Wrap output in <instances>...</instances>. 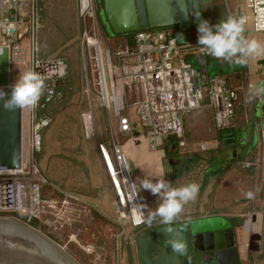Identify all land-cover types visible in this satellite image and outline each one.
I'll use <instances>...</instances> for the list:
<instances>
[{"label":"built area","instance_id":"built-area-1","mask_svg":"<svg viewBox=\"0 0 264 264\" xmlns=\"http://www.w3.org/2000/svg\"><path fill=\"white\" fill-rule=\"evenodd\" d=\"M77 15L91 31L96 26L98 0H76ZM252 14V27L264 33V0H245ZM37 0H0V48L9 51L10 64L35 70L45 80L44 95L35 109H22V128L26 127L27 149L17 169H0V215L17 216L30 224L60 236L90 206L82 195L60 192L47 194L50 186L35 155L42 149L43 131L52 121L37 110L57 95V88L67 75V64L58 58L38 57L37 35L43 27L36 11ZM87 29V28H86ZM87 30L82 40L87 51L92 92L98 107L111 113L121 134L142 129L148 147L160 148L168 138L177 147L187 149L184 117L207 97L218 130H231L237 90L226 78L203 79L200 70L187 63L183 55L192 53L201 58L212 57L198 47V42L178 41L171 30L149 29L132 33L129 41L107 46ZM202 86L206 87L203 92ZM24 125V126H23ZM136 125V126H135ZM87 137L94 135L91 113L84 116ZM105 173L110 181L120 218L135 228L146 221L133 171L118 145L100 141L97 145ZM205 150L206 146H202ZM112 167V173L106 165ZM68 241H73L71 237Z\"/></svg>","mask_w":264,"mask_h":264},{"label":"rangeland","instance_id":"rangeland-1","mask_svg":"<svg viewBox=\"0 0 264 264\" xmlns=\"http://www.w3.org/2000/svg\"><path fill=\"white\" fill-rule=\"evenodd\" d=\"M42 1H44V9L50 13L52 18L56 11H64L65 9L60 4V0ZM66 4L71 11V20H69L71 21V29L76 34L68 43L50 53L48 58L63 57L75 64L76 74L72 75L71 73L70 75L73 76L76 84L74 88L70 89L68 97L59 96L60 99L49 107L53 122L43 135L42 149L37 156V161L50 179L47 194L57 195L61 189L85 191V197L89 200L90 206L87 212L81 215L73 225L65 228L60 236L51 234V231L47 229H40L38 226L33 227L50 238L52 237L81 264H133L135 262L140 264L136 240L138 236L144 234V230L139 227L135 228L128 220L120 218L121 207L116 203L97 145L100 141H108L110 146L118 145L120 151L126 155L133 172L136 166L135 154L144 145L153 153L150 154L152 160L157 161L159 159L154 178H152L153 182L163 175L166 181H169L173 187H177L178 184L175 181L179 178L175 176L184 173L185 170V168H181L182 160L180 158L191 159L189 157H192L194 159L199 154L206 157V153L222 150L219 144L218 129L214 123L213 110L207 98L204 97L200 105L184 117L185 139L188 144L185 150L174 146L176 142L173 138H168L156 151L150 150L142 129L138 126L133 129L131 134H121L117 129L116 119L111 113L98 107L92 92H86V89L91 86V74L82 33L84 30L88 31L89 28L87 26L86 29L83 26L77 15V1L68 0ZM100 8L101 6L97 5V13ZM95 22L96 26L88 32L107 46L119 45L129 41V39L108 40L98 14ZM45 47V42L39 41L37 50L39 55L45 52ZM24 71H28L26 66L11 65L10 85H13L20 72ZM67 77H69V65L68 74L61 81L59 87L65 85ZM202 90L205 92L206 87L202 86ZM255 101L253 96L246 93L240 95L236 109V130L240 127L249 126V123L252 125L254 122L259 124V119L256 117ZM89 113L93 119L94 135L92 137H87L84 126V116ZM26 132L24 126L22 128V150L24 153L27 149ZM258 136L259 143L256 148L259 154L257 155L258 162L255 167V175L252 177L236 169L232 176L233 179L230 180L232 182L225 181V184H231L230 191L235 195L232 200L237 202L224 203L225 198L221 197L223 191L220 188L221 190H216L213 194L212 203L206 202L202 205L205 179L199 180L200 191L197 199L195 202L185 205L184 211L175 221L225 215L231 220L239 222L241 227L237 228L236 231L240 264H264V251L262 250L264 202L258 198L261 186L260 179L262 180L259 171L263 166L264 132L259 131ZM235 137H238L237 133ZM205 145H210L212 149L209 147L203 150L202 146ZM205 165L207 164L204 161H200L197 167L189 168V171L184 173V180L180 179L178 183L183 181L186 185L195 182L194 180L198 176L202 179L199 172L205 176ZM196 171L199 172L196 173ZM133 178L146 216L143 225L149 226L147 219L161 201L157 196L149 193L145 196L149 202L144 203V196L138 185V175L133 173ZM146 191L148 192V190ZM242 200L248 203L244 204ZM232 209L235 211H230ZM163 225L166 224L161 223L159 218H156L149 227L156 228ZM69 237L73 241L69 242Z\"/></svg>","mask_w":264,"mask_h":264},{"label":"water","instance_id":"water-1","mask_svg":"<svg viewBox=\"0 0 264 264\" xmlns=\"http://www.w3.org/2000/svg\"><path fill=\"white\" fill-rule=\"evenodd\" d=\"M103 18L114 35L180 26L194 22L200 14V0H102ZM11 64L7 48H0V90L11 94ZM6 97V98H7ZM264 105V103H263ZM223 141H234L233 130L222 132ZM22 160V110L8 112L0 102V169H17ZM133 171V168H132ZM188 222L184 231L160 227L136 240L140 264H179L187 261V234L213 256L212 264H239L232 224L224 216L200 217ZM171 235L183 241L177 253L166 243ZM229 232L230 242L223 241ZM0 264H81L46 234L19 218L0 216Z\"/></svg>","mask_w":264,"mask_h":264},{"label":"crops","instance_id":"crops-1","mask_svg":"<svg viewBox=\"0 0 264 264\" xmlns=\"http://www.w3.org/2000/svg\"><path fill=\"white\" fill-rule=\"evenodd\" d=\"M245 0H200V19L207 20L211 25H216L222 19H226L230 15L234 16H245L247 17V22L245 25V31L243 33L244 37L251 40L256 39L262 45H264V33H256L253 31L252 27V14L245 7ZM198 20L194 22H189L185 25L174 26L171 31L174 33L178 41L189 40L191 42H198V31H197ZM192 65H196V55L192 53L186 54ZM197 68V66H196ZM197 70H199L197 68ZM215 71L222 72L224 76H227L228 81L231 85H239V89L244 88L248 95L253 96L256 107V117L259 119V124L254 122V125L249 123V126L238 129V137H235L234 141L228 143L227 147L228 155L230 159H237L242 157L250 148H256L259 143V131L264 132V55L257 57H250L246 64H239L235 62V59L231 62L219 60L218 66ZM225 78V77H223ZM207 98V97H206ZM200 105V103H199ZM259 125V126H258ZM139 140V139H138ZM140 144V143H139ZM208 149L211 148L210 145H205ZM153 154L147 148H140V150L135 154V168L134 172L138 175V185L141 189L144 203L149 202L145 197L146 195L151 194L150 191L143 190L142 181L147 179L154 178V172L158 165V161L152 160L151 155ZM134 155V154H132ZM159 156V155H158ZM179 159V158H178ZM239 159L233 163L227 172L224 175L219 174V165L213 164L205 172V189L202 193V205L203 203L208 202L212 203V198L214 197L215 191L222 189L221 197L225 198L224 203L237 202L232 200L235 196L232 191H230L231 184L226 183L228 180L233 179L234 169L239 162ZM182 160L181 168H184L185 159ZM216 167V168H215ZM218 167V168H217ZM232 181H230L231 183ZM220 189V190H221ZM152 195V194H151ZM154 196V195H153ZM209 199V201H208ZM244 200H242L243 202ZM248 203L244 201V204ZM147 205V204H146ZM201 205V204H200ZM230 211H235L232 209ZM226 218L228 216L221 215ZM230 219V218H228ZM124 262V261H121ZM133 264H137L136 262Z\"/></svg>","mask_w":264,"mask_h":264},{"label":"clouds","instance_id":"clouds-1","mask_svg":"<svg viewBox=\"0 0 264 264\" xmlns=\"http://www.w3.org/2000/svg\"><path fill=\"white\" fill-rule=\"evenodd\" d=\"M196 16L198 47L201 51L218 60L231 62L235 59V62L239 64H246L250 57L264 55V45L256 39L249 40L243 35L247 17L230 15L216 25H211L209 21L200 19V14ZM45 88L43 76L35 70L20 72L17 81L11 85L10 97L0 90V102L3 109L8 112L25 108L35 109L44 95ZM142 188L150 191L161 201L147 219L149 226L156 218H159L163 224H173L184 211L185 205L195 202L200 191V185L195 182L173 187L163 175L156 178L155 182L145 178L142 181ZM138 222L145 221L141 218ZM167 231L170 235L166 243L174 252H183L185 247L183 241L171 235L173 231L171 228Z\"/></svg>","mask_w":264,"mask_h":264},{"label":"trees","instance_id":"trees-1","mask_svg":"<svg viewBox=\"0 0 264 264\" xmlns=\"http://www.w3.org/2000/svg\"><path fill=\"white\" fill-rule=\"evenodd\" d=\"M67 2H68V0H60V4H62L63 7H65V9H64V11H56L54 13V17L52 18V16L49 15L50 13L44 9V1L37 0L36 11H37V15L39 16L40 21L43 24V27L41 28V30L39 31V33L37 35V45H38L39 41L45 42V44H46L45 52L42 53L41 55L38 54V57L41 59H47L50 56V53L54 52V50L56 51L62 45L68 43L71 39H73V37L76 34L75 31H73L71 29V21H69V20H71V11H70V9L67 8V6H68V4H66ZM100 6H101V8H100L99 12L101 10H103L102 0H99V7ZM163 29L171 30L172 27L163 28ZM104 32L106 33L107 39L113 40V41H120V39H130V37L132 36V34L114 35L108 29H107V31H104ZM172 35L176 38L174 33ZM114 46H117V45H114ZM183 58L187 63H190V60L187 57V55H183ZM196 58H197L196 65L195 64L192 65L191 63L190 64L195 68L197 66V68L200 70V74H201V77L203 79L218 76V77H225L228 80L227 76H224L221 71L220 72L215 71L217 66H218V61H219L218 59H216L214 57L201 58L197 55H196ZM58 59H61L62 61H64L67 64V74H68V65H69V77H67L65 85L57 88V95L51 101H49L43 109L37 110V114L39 116L42 114L46 115L51 119L52 122H53V118H52L53 116L49 112V107L54 102H56L58 99H60V98H58L59 96L60 97L61 96L68 97L70 95V89L74 88L75 84H76L75 79L73 78V76L70 75L71 73H72V75L76 74L75 64H72L69 60H68L69 61L68 62L67 59H65L63 57H59ZM239 85H233V86L237 87ZM242 93L247 94V92L244 90V88L237 90L238 98H237V101L235 104V115H234V120L231 123V127H230V129L233 130V132L235 134L238 133V130L235 129L236 128L235 127L236 109H237V105L240 101V95ZM45 131H46V129L43 131V135H44ZM218 133H219V138H220L219 144H220V147L222 148V150L206 153V157H204V155L199 154L200 156L198 155L194 159L192 157H189L191 159L186 158L185 163H184V168L186 171L184 170V173L189 171V168L197 167L199 165L200 161L201 162L204 161V163L207 164L204 167L205 171H207L208 168H210V166H212L215 163V164H217V166L219 165L218 166L219 167V171H218L219 174L223 175L225 172L228 171L229 167L233 163H235V161H237L239 159V158L230 159V156L228 155V150H227V147L229 146V144L225 143L223 141L222 131L218 130ZM174 146H177V145H174ZM210 149H212V148H210ZM39 154H40V152L35 155L36 160H37V156ZM258 154H259V151L257 148H252V149L250 148V150L248 152H246L242 157H240L239 161H241V163H238L234 170L237 169V170H239L243 173H247L253 177V175H255V173H256L255 167H256V163L258 162V158H257ZM205 171H204V173H205ZM198 172L199 171H196V173H198ZM43 173H44L45 177L47 178V180L50 182L49 176H47V174H46V172H44V170H43ZM184 173H180L179 175L175 176V177L179 178L175 181L178 184V185L176 184L177 187L184 185L183 181L181 183L180 182L178 183V180H180V179L184 180V178H185ZM199 173L202 176V179L200 178V176H198V178L194 180L195 183H197V184L199 183V180L201 181L204 179L202 172H199ZM259 173H260V175H262V180L260 179L261 186H260V190L258 193V198L264 202V156H263V166H262V169L259 171ZM73 190L61 189L60 192L74 193V194L86 196L85 191H79V190L73 191ZM60 192L57 193V196L61 195ZM14 217L19 218L17 216H14ZM233 223H234L235 227H237V228L241 227V224L239 222L233 221ZM30 225L37 227V224L35 222L30 223ZM51 239H53V238L51 237ZM262 240H263L262 241V250L264 251V225H263Z\"/></svg>","mask_w":264,"mask_h":264},{"label":"flooded vegetation","instance_id":"flooded-vegetation-1","mask_svg":"<svg viewBox=\"0 0 264 264\" xmlns=\"http://www.w3.org/2000/svg\"><path fill=\"white\" fill-rule=\"evenodd\" d=\"M98 3H99V0H98ZM98 17L101 21L103 30L107 31L108 28H107L106 22L103 18V10H101L100 12L98 11ZM229 220L232 224L233 238L236 242V248H237V252H238V256H239V264H240V253H239V248H238V243H237V231H236L237 227L234 226L233 220H231V219H229ZM187 222H188L187 220H181L178 222H174L171 225H163L160 227H176L180 231H184V226ZM160 227L152 228L149 226L142 225L139 228L144 230V234L141 236H138V237H145L149 231H154L155 229L160 228ZM186 238H187V242H188V250H187V252H185V255H187V261L184 262V259L181 258L179 260V264H212L213 256L210 254V252L206 251V249H204V246L202 244H200V242L198 240H196L195 245L193 246L190 242L189 234H187ZM231 239H232V236H230L229 232H226L223 235V241L225 243L230 242Z\"/></svg>","mask_w":264,"mask_h":264},{"label":"bare ground","instance_id":"bare-ground-1","mask_svg":"<svg viewBox=\"0 0 264 264\" xmlns=\"http://www.w3.org/2000/svg\"><path fill=\"white\" fill-rule=\"evenodd\" d=\"M106 165H107V167L109 168V170H110V173H112V171H111V165L109 164V162H108V160L106 159Z\"/></svg>","mask_w":264,"mask_h":264}]
</instances>
